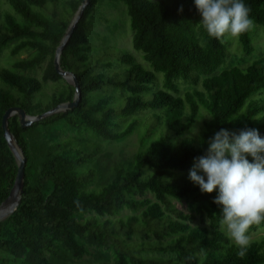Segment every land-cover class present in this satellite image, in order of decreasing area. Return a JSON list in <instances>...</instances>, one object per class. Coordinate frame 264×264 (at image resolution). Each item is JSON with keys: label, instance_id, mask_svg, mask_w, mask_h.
I'll return each mask as SVG.
<instances>
[{"label": "trees", "instance_id": "1", "mask_svg": "<svg viewBox=\"0 0 264 264\" xmlns=\"http://www.w3.org/2000/svg\"><path fill=\"white\" fill-rule=\"evenodd\" d=\"M5 1L6 7L0 1V54L8 49L13 56L30 55L14 60L12 68L0 65V203L18 173L3 116L11 107L36 116L74 100V84L65 82L54 61L83 2ZM104 1L90 0L60 56L61 68L79 81V104L29 127L21 126L17 114L9 119L26 157L25 183L20 205L0 221V251L6 254L1 263L264 264V236L250 241L246 256L238 257L237 246L219 227L218 189L202 193L189 179L194 158L206 154L208 139L221 128H255L264 137V97H255L264 89V57L246 69L220 72L227 44L208 36L194 0H118L127 7L133 47L153 70L147 69L128 49L94 46L90 29ZM243 2L250 19L264 27V0ZM239 38L243 53L251 55L250 30ZM45 62L42 79L29 73ZM157 72L165 80L155 89ZM49 81L57 86L52 96L44 89ZM182 83L193 89L182 92ZM201 108L212 118L197 142L185 135ZM148 109L155 111L139 150L108 171L99 162L93 166L99 148L85 135L110 142L139 135L141 120L149 117L140 113ZM58 124L78 134L48 138L46 132ZM124 210L132 214L124 217Z\"/></svg>", "mask_w": 264, "mask_h": 264}, {"label": "clouds", "instance_id": "2", "mask_svg": "<svg viewBox=\"0 0 264 264\" xmlns=\"http://www.w3.org/2000/svg\"><path fill=\"white\" fill-rule=\"evenodd\" d=\"M194 3L208 36L221 43L226 36L236 38L253 27L243 0ZM178 12H183L182 5ZM207 143L206 154L194 158L189 179L202 193L218 189L214 203L221 207L220 230L237 246L238 257L244 258L250 245L248 230L264 221V137L255 128L238 132L221 128Z\"/></svg>", "mask_w": 264, "mask_h": 264}, {"label": "rangeland", "instance_id": "3", "mask_svg": "<svg viewBox=\"0 0 264 264\" xmlns=\"http://www.w3.org/2000/svg\"><path fill=\"white\" fill-rule=\"evenodd\" d=\"M0 1L2 5L6 7V1ZM151 1L157 2L160 0ZM250 33L255 47V50L251 55H246L243 53L242 44L239 37L233 38L230 36H226L224 38L229 50V56L221 65L219 69L220 72L230 69L234 66L246 69L250 64H252L254 60L264 57V27L253 21V27L250 29ZM90 35L92 37L94 46L100 47L111 45L115 46V49H128L135 55L137 60L145 68L153 70L150 63L145 60L143 53L133 47V30L130 25V17L128 15L127 7L125 4H123V2H120L118 0H105L96 11L95 18L93 19V26L90 29ZM29 55L30 53L23 52L18 56H13L8 49H5V51L0 54V65L12 68L14 60H16L17 58H26ZM46 65L47 62L43 63L42 67H39L38 69L31 72L29 71V73L42 79ZM123 68L124 67H119V70L121 71ZM156 75L157 80L153 85L155 89L162 88L165 80V75L163 72H157ZM65 82L67 84L73 83L72 80L67 79H65ZM44 85L46 95L52 96V94L56 92L57 86L53 82L49 81L48 83H44ZM192 89L193 87L191 85L182 83V92ZM150 94L151 93H149L148 95ZM260 96L264 97V89H261L255 97L258 98ZM123 103L124 101L122 99L119 100V104ZM245 108L246 107H244L243 110ZM154 111L155 110L148 109L141 112L140 114H143V117H150V115H152V112ZM149 117L145 120H141L140 124H142V128L140 129L139 135L137 132H135L130 137H127L126 139L121 141L110 142L106 139H100L86 134V140H88L92 144V146H96L99 148V152L97 153L91 164L94 166L95 163L99 162L100 167L105 171H108L110 166H114L120 159L133 156L139 150L141 145L140 138H142L146 129L148 128V124H150L151 122V117ZM209 117L210 115L207 110L201 108L195 125L185 136L193 137L197 142H199L200 133L204 128V122ZM77 134L78 133L76 129H73L66 124H58L54 126L50 131L46 132V136L52 140L71 138ZM94 185L92 184L91 186ZM174 203L178 207L184 208V210L186 211L189 210L188 206H186V204H184L183 202L174 200ZM129 214H132V211L124 210L122 212V215L124 217ZM8 217L3 218L1 221L7 219ZM247 235L249 236L250 241L260 239L264 236V225L258 227L257 229L250 228ZM136 239L140 240V238ZM164 256H169V254L166 253L164 254ZM5 257L6 254L0 251V258ZM90 261L91 260L89 259V261H87V264H94ZM0 264H2L1 261ZM72 264L74 263L72 262Z\"/></svg>", "mask_w": 264, "mask_h": 264}, {"label": "water", "instance_id": "4", "mask_svg": "<svg viewBox=\"0 0 264 264\" xmlns=\"http://www.w3.org/2000/svg\"><path fill=\"white\" fill-rule=\"evenodd\" d=\"M89 2H90V0H83L80 8L78 9L77 13L75 14V16L71 22L69 29L67 30V32L65 34L63 41L61 42V44L57 48L56 55H55V61H54L57 72L62 77H64L65 79L73 81V84L76 88L74 100L71 102L59 104V105L52 107L49 110H47V111H45L39 115H36V116L28 115L27 112L25 111V109H23L21 107H11L5 112V114L3 116L2 127L4 130V136H5V139L9 145L10 149L12 150L14 156L16 157V159L18 161V173H17L16 179H15L14 185L9 192V195L6 197V199L2 203H0V221L3 218L12 215L14 213V211L20 205L21 200H22L24 183H25L26 157L24 156V152L21 149V146L19 145L17 138L9 129V119L11 116L18 114L20 117L21 126L22 127H29L35 121H39V120H41L47 116H50L56 112H59V111H66V110L72 109L79 104V101L81 99V89H80L79 81H78L77 77L72 72L63 70L61 68L60 56H61V53H62L67 41L70 39L76 24L78 23V21L82 17L84 10L87 7V5L89 4Z\"/></svg>", "mask_w": 264, "mask_h": 264}]
</instances>
